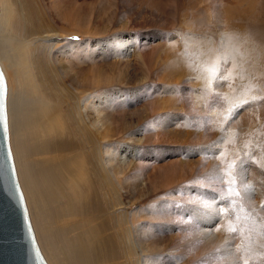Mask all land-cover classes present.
<instances>
[{"label": "rangeland", "instance_id": "374dc122", "mask_svg": "<svg viewBox=\"0 0 264 264\" xmlns=\"http://www.w3.org/2000/svg\"><path fill=\"white\" fill-rule=\"evenodd\" d=\"M1 1L10 2L12 10L1 36L10 32L11 38L20 39L28 30L42 36L39 40L31 37L28 55L41 97L55 106L53 111L59 112L62 122L68 120L67 134L74 133L80 141L89 136L100 143L111 177L107 186L115 189L111 203L116 206L109 215L121 226L106 232L110 247L124 245V264L134 259L144 264H174L166 251L172 231L164 227V221L186 210L177 193L192 182L182 179L170 188L153 189L152 175L164 165L186 160L190 167L193 161L177 155L180 142L176 140H168L161 152L153 153L148 130L155 116L165 115L170 119L168 126H159L167 132L181 130L196 136L200 131L185 107L193 99L199 102L198 110L205 111L199 114L211 117L203 127L212 134V148L203 147L204 154L198 158H212L222 149L220 160L225 168L245 158L264 171V116L259 114L264 105V0ZM115 40L121 41L122 49L111 45ZM35 48L38 51L33 53ZM164 52L174 58L172 69L160 60L151 71L147 67L150 55L159 60V55L168 56ZM15 73L7 70L5 76L12 99L18 92ZM227 95L237 101L227 103ZM110 98L114 100L109 102ZM153 105L155 114L150 112ZM102 111L108 112L106 126L110 123L106 136L92 127ZM136 146L144 149L143 159L134 155ZM33 147L25 162L38 171L39 163L49 156ZM105 187L85 188L83 198L92 190L91 196L99 198ZM243 211L239 209L233 231L245 235L248 221L254 220ZM69 217L52 214L48 230L64 227Z\"/></svg>", "mask_w": 264, "mask_h": 264}, {"label": "bare ground", "instance_id": "6f19581e", "mask_svg": "<svg viewBox=\"0 0 264 264\" xmlns=\"http://www.w3.org/2000/svg\"><path fill=\"white\" fill-rule=\"evenodd\" d=\"M9 4L0 0V34L6 29L8 16L12 13ZM9 33L5 37L0 35L4 37H0V68L7 87L9 143L11 137L10 149L11 153L13 150L16 175L40 251L47 264H124V245L110 247V237L106 233L121 226L120 221L109 215V211L116 206L111 203V195L115 194V189L107 186L111 177L100 143L92 142L89 136L85 141H80L74 133L67 134L70 131L67 125L69 123H66L68 120L63 123L59 112L53 111L55 106H50L41 97V92H38L28 55L32 47L31 37L35 35L39 40L42 36L36 31L34 33L28 30L22 33L20 39H16L11 38ZM111 45L122 49L120 40L113 41ZM32 51L35 53L38 49ZM166 55L168 56L159 55L158 60L152 53L147 67L154 71L161 60L164 66L169 64L166 69H172L170 64L173 63L170 60L173 56L170 53ZM7 70L16 72L15 85L20 92L16 93L14 99L11 98L12 90L5 77ZM113 100L114 98H110L109 102ZM236 101V97L227 95V103L233 104ZM197 105L199 102H194L193 99L185 104L189 120L200 131L196 136L191 137L181 130L167 132L164 127L159 126H168L170 119L165 115L155 116L154 126L148 130L147 142L153 146V153L161 152L160 148L167 145L168 140H176L180 142L177 155L193 161L190 167L186 166V160L181 161L183 164L164 165L152 175L153 189L170 188L179 184L182 179L192 182L177 193L187 205L186 210L180 209L175 217L168 215L164 221V227L172 231L166 251L174 259V264H264V171L257 165L246 162L245 158L225 168L220 160L222 149H217L212 158L199 159L204 154L200 150L203 147L211 149L213 141L212 134L204 132L203 127V124L208 125L204 122L210 121L211 117L203 116L204 109L199 111ZM155 106H152L151 113H156ZM260 106L259 114L264 116V105ZM107 115L108 112L102 111L92 124V127L96 126L95 129L105 136L108 135L110 125L108 123V127L106 126ZM238 120L240 119L237 118L236 121ZM86 125L84 123L82 127ZM156 126L159 129H154ZM88 128L92 129L90 126ZM83 130L88 134L89 129ZM182 138L185 140L181 141ZM227 139L230 138L227 136ZM30 145L33 149V146H38L42 153L49 156L39 163L38 171L25 162ZM133 153L139 159H143L145 155L144 149L138 146ZM261 153L264 155L263 150ZM169 154L175 156L174 153ZM206 160L210 162L209 165ZM92 187L97 190L105 188L101 189L99 198L91 196L92 190L84 199L83 190L86 188L90 191ZM240 208L254 220L248 221L245 235L241 234L243 232L233 231ZM55 213L59 218L70 217L66 219L64 227L59 226L58 229L49 231L48 223ZM129 248L134 250L132 246ZM74 255L77 257L75 261ZM132 264L144 263L134 259Z\"/></svg>", "mask_w": 264, "mask_h": 264}, {"label": "water", "instance_id": "95a60500", "mask_svg": "<svg viewBox=\"0 0 264 264\" xmlns=\"http://www.w3.org/2000/svg\"><path fill=\"white\" fill-rule=\"evenodd\" d=\"M0 68V264H47L37 244L10 149Z\"/></svg>", "mask_w": 264, "mask_h": 264}]
</instances>
